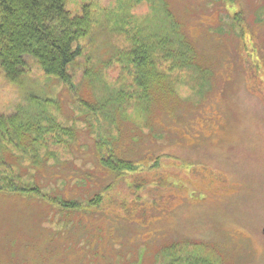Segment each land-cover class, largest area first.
<instances>
[{"label":"rangeland","instance_id":"obj_1","mask_svg":"<svg viewBox=\"0 0 264 264\" xmlns=\"http://www.w3.org/2000/svg\"><path fill=\"white\" fill-rule=\"evenodd\" d=\"M67 8L93 20L72 85L31 56L19 83L0 67V116L40 123L33 152L0 135V264H264V0ZM146 40L165 76L147 98L130 56Z\"/></svg>","mask_w":264,"mask_h":264},{"label":"trees","instance_id":"obj_2","mask_svg":"<svg viewBox=\"0 0 264 264\" xmlns=\"http://www.w3.org/2000/svg\"><path fill=\"white\" fill-rule=\"evenodd\" d=\"M92 25L89 9L85 8L82 15H74L67 8V0H0V67L11 82L19 83L27 71L26 58L31 56L37 60L46 75L72 85L69 66L82 56L81 41L89 36ZM162 44L159 39V45ZM155 47V44L146 40V44H138L130 53L142 76L140 85L146 92V98L151 85H161L165 78L157 68ZM188 47L191 49L190 46ZM188 51L176 46L170 49L169 58H174L173 66L180 65L181 62L185 64L189 60ZM39 126L40 123L37 124L32 120L29 122L21 114L10 117L0 116V135L10 138V143L18 139L20 141L15 143V146L12 145L14 149L21 151V141H29L24 144L25 147L21 151L24 153L33 152L32 149L37 141L33 135L34 131L40 132ZM10 146L7 145L6 149ZM3 162L5 164L7 161L4 159ZM103 162L116 173L134 170L137 167L134 163L122 159L115 161L108 159ZM101 198V194L98 193L90 199V204L98 205L100 203L98 200ZM62 205L66 208L78 206L71 201H64ZM171 257L176 256L171 255ZM196 257L192 262L185 257L182 261H185L184 264H201V262L215 264L208 257L203 256V258L200 254ZM172 262L179 264L181 257L173 259Z\"/></svg>","mask_w":264,"mask_h":264}]
</instances>
